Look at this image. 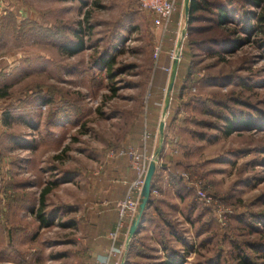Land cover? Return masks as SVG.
<instances>
[{
	"label": "rangeland",
	"instance_id": "1",
	"mask_svg": "<svg viewBox=\"0 0 264 264\" xmlns=\"http://www.w3.org/2000/svg\"><path fill=\"white\" fill-rule=\"evenodd\" d=\"M223 1L230 23L188 12L177 40L180 12L163 34L137 0H15L0 40V264H264V127L224 131V118L264 123V0ZM221 36L246 41L196 44ZM150 163L157 194L130 237Z\"/></svg>",
	"mask_w": 264,
	"mask_h": 264
},
{
	"label": "trees",
	"instance_id": "2",
	"mask_svg": "<svg viewBox=\"0 0 264 264\" xmlns=\"http://www.w3.org/2000/svg\"><path fill=\"white\" fill-rule=\"evenodd\" d=\"M246 3H248V5H253V6L258 5L257 0H247ZM230 5H231L230 3L223 1V0H190L189 23H190V25H192L193 23H197L202 16L201 14H199V12L204 11V12H207L209 14V17H207L206 19L209 23H211V25L214 28L225 27L228 23L231 22L230 13L234 11L233 10L234 8L231 9ZM247 14H248L247 11H243L244 17ZM254 18H255V16H254ZM255 19L258 22H261V23L264 22L263 16H259ZM13 24H14V16L7 15L2 22V28L0 30V40H2V38L6 35L5 34L6 29L11 27ZM197 29L198 28L190 26V33L192 34ZM244 30L248 31V32H250V31L252 32V31H254V28L251 27V25H247V26H245ZM204 41L205 40L198 41V42H196V44H199L198 45L199 47H204L207 44H209L211 47L214 48V51H215V49H218L217 52H215V53L230 54V53H233L237 48H239L243 44V42L246 41V39L240 40V39H232L230 36H221L220 38L212 39L210 42H204ZM67 49H68L67 54L74 55L83 49V44L81 42H76L75 46H73L71 48H67ZM224 121L227 123L224 126L225 127L224 131H225L226 135H230L234 131H238L239 129H248V128L253 129L256 127H259V128L264 127L263 122L257 123V124L252 123V122L247 121V120L246 121L245 120H236V122H233V121H229L227 118H224ZM158 173H159V169H156L154 176L152 178V182H151V192L153 190H156V179H157ZM175 181L176 180H174L173 178L170 179V182H172V184ZM48 193H49V189H47V188H44L42 190V192L40 193V204L42 207L44 205V199ZM152 197H153V194L151 193L149 201H148L146 208L144 210V213L142 215L140 224L138 226V229L141 227V225L144 221V216L146 215L148 209L151 207L152 203L154 202ZM41 212H42V208H40V211L38 213V217L40 218V220H42L43 224L46 227H48L50 224L48 221H45L43 219V215ZM165 247H167V246H165ZM170 255L172 256V254H170ZM172 259H175V257L172 256ZM165 264H170V263L166 262Z\"/></svg>",
	"mask_w": 264,
	"mask_h": 264
},
{
	"label": "built area",
	"instance_id": "3",
	"mask_svg": "<svg viewBox=\"0 0 264 264\" xmlns=\"http://www.w3.org/2000/svg\"><path fill=\"white\" fill-rule=\"evenodd\" d=\"M137 1L140 11L147 14L151 18L152 25L155 28L160 29L163 34H165L168 31V27L171 24V17L173 13L175 11H179L180 20L178 23L176 39L183 40V38L185 37V29L182 27V19L185 14L184 12L185 0H137ZM175 54L171 57V64L169 68L166 69L169 75L172 72L173 63L177 57ZM159 55H160V49H156L154 53L155 59H158ZM136 171L138 173L139 179L142 178V180H138V182L136 183V188L140 192L141 188L143 187L145 172L144 169L141 170L139 167H136ZM151 193L153 195H156L157 190H153ZM197 195L198 198L205 203V205L210 204V198H207L206 195L201 190L199 189L197 190ZM119 207L121 210V214H123V211L127 207L133 208L135 207V204L133 205L131 202L128 201L126 203L120 204ZM103 264H105V262H103Z\"/></svg>",
	"mask_w": 264,
	"mask_h": 264
},
{
	"label": "water",
	"instance_id": "4",
	"mask_svg": "<svg viewBox=\"0 0 264 264\" xmlns=\"http://www.w3.org/2000/svg\"><path fill=\"white\" fill-rule=\"evenodd\" d=\"M189 4H190V0L184 1V12L186 15L189 12ZM177 66H178V60H174L172 72H171V76H170V83L168 85V93H170L173 89L174 80L176 77ZM160 129L162 131L163 125H160ZM155 170H156L155 165L153 163H150V165L148 167L147 174H146L145 179H144L143 187H142L141 201H140V205H139V215L137 216L136 220L134 221L133 225L130 228V232H129L130 237L135 235V233L138 229V226L140 224L142 215L144 213V210L146 208V205L149 201V198L151 195V182H152V178L154 176Z\"/></svg>",
	"mask_w": 264,
	"mask_h": 264
},
{
	"label": "crops",
	"instance_id": "5",
	"mask_svg": "<svg viewBox=\"0 0 264 264\" xmlns=\"http://www.w3.org/2000/svg\"><path fill=\"white\" fill-rule=\"evenodd\" d=\"M14 2L15 0H0V30L2 28V22L7 15L14 16V14H17L15 10L20 13L23 12L17 6L14 8Z\"/></svg>",
	"mask_w": 264,
	"mask_h": 264
}]
</instances>
